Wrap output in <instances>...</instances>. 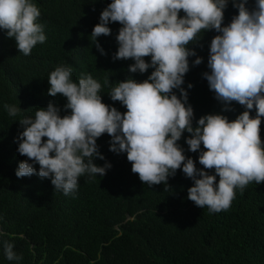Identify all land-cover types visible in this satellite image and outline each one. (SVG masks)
<instances>
[{
  "label": "trees",
  "instance_id": "16d2710c",
  "mask_svg": "<svg viewBox=\"0 0 264 264\" xmlns=\"http://www.w3.org/2000/svg\"><path fill=\"white\" fill-rule=\"evenodd\" d=\"M31 2L41 12L37 22L43 25L46 42L25 56L0 29V264H264V184L253 181L243 191L236 189L230 208L213 213L187 198L194 182L182 168L169 177L167 185L143 183L132 172L126 153L110 151L108 134L97 140L105 159L93 161L100 167L111 165L106 175L85 173L69 195L56 190L50 178L16 176L19 163L28 159L18 152L20 120L34 117L37 108H47L50 102L61 109V116L70 114L64 110L65 97L47 94L49 75L57 66L71 67L73 82L78 83L82 74L92 75L101 83L102 101L121 113L127 109L112 101L111 88L129 78L143 82L154 71L131 73L128 69L134 60H114L122 27L118 22L108 25L110 36L97 38L106 54L96 48L91 34L112 0ZM255 4L256 0H247L246 6L251 10ZM236 15L238 9L229 0L222 26ZM218 34L202 30L188 45L196 55L189 57L190 70L181 87L194 110L193 127L209 114L233 121L246 110L237 102L218 101L204 78V73H210L211 40ZM197 58H203L198 66ZM145 60L151 63V57ZM189 84L193 87L188 88ZM173 91L181 96L179 89ZM5 104L22 111L12 117ZM251 115L255 117V110ZM190 135L185 132L178 141L185 156L196 162L197 169L214 175V170L199 164L203 145L195 153L190 151L186 143ZM34 166L38 173L39 165ZM4 241L12 243L22 259L9 261Z\"/></svg>",
  "mask_w": 264,
  "mask_h": 264
},
{
  "label": "clouds",
  "instance_id": "9594fccd",
  "mask_svg": "<svg viewBox=\"0 0 264 264\" xmlns=\"http://www.w3.org/2000/svg\"><path fill=\"white\" fill-rule=\"evenodd\" d=\"M228 3L112 0L91 34L96 48L106 54L97 38L110 36L108 25L118 22L122 27L116 37L119 47L114 60H134L128 69L131 73H146L149 68L154 71L143 82L129 78L111 88L112 101L127 109L121 113L102 101L101 83L92 75L82 74L78 83L73 82L72 68L57 66L49 75L47 94L65 97L64 110L70 114L61 116V109L50 102L47 108H37L34 117L20 120L23 131L17 139L18 152L28 159L19 163L16 176L50 178L56 190L69 195L85 173L106 175L111 165L100 167L93 161L105 159L97 140L108 134L112 138L110 151L126 153L132 172L143 183L167 185L169 177L182 168L194 182L187 198L213 213L230 208L236 189L243 191L253 181L264 184V0H256L251 10L247 0H232L238 15L222 26ZM40 16L31 0H0V29L15 40L25 56L38 43L46 42L43 25L37 22ZM202 30L219 33L210 44V73H204L210 90L225 105L237 102L246 110L233 121L209 114L193 127L194 110L181 86L190 70L189 57L196 55L188 45ZM146 57H151V63ZM202 62L203 58H197L194 63L198 66ZM174 89H179L181 96ZM4 107L12 117L22 111L15 105ZM185 132L191 134L186 140L191 152L203 145L199 164L214 170V175L197 169L196 162L185 156L178 144ZM3 247L9 261L22 259L12 243L4 241Z\"/></svg>",
  "mask_w": 264,
  "mask_h": 264
}]
</instances>
